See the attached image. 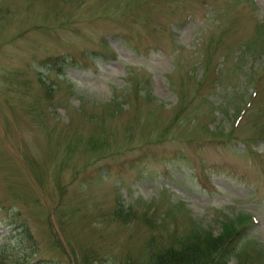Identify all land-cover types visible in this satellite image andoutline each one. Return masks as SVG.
I'll use <instances>...</instances> for the list:
<instances>
[{"label": "rangeland", "instance_id": "374dc122", "mask_svg": "<svg viewBox=\"0 0 264 264\" xmlns=\"http://www.w3.org/2000/svg\"><path fill=\"white\" fill-rule=\"evenodd\" d=\"M260 21L264 0H0V264H141L209 233L213 259L167 260L264 264Z\"/></svg>", "mask_w": 264, "mask_h": 264}, {"label": "trees", "instance_id": "16d2710c", "mask_svg": "<svg viewBox=\"0 0 264 264\" xmlns=\"http://www.w3.org/2000/svg\"><path fill=\"white\" fill-rule=\"evenodd\" d=\"M261 23H264V22L260 21V24ZM180 202H182V201H180ZM224 217H225V219H224L225 221H229V222L230 221H234V220L240 221V223H239L240 226L239 225L236 226L234 224L230 225L231 227H233L232 230H234V232H232L231 235H232L233 238L236 237L237 240L238 239L241 240V237H243V235H244L242 227H244V228H247V227L249 228L250 227L251 228V224L249 225L248 222H247L251 217H253V214L250 213V212L239 211L235 215H231V216H226L225 215ZM191 218H192V221H193V228H198V227L201 228V227H203L202 226L203 224L201 222H199L198 219H196L194 217H191ZM230 223H232V222H230ZM204 230H206L209 233V229L204 228ZM232 239H231V241H232ZM175 241H176V239H173L171 242L163 244L164 246H167L169 249L172 250V252H173L172 256L168 255L167 247L161 246L159 251H166L167 254L166 253H161L162 257L158 256V257H155L154 259H153V257H150L149 261L147 260L145 262H141V264H171L172 262L168 261L167 260L168 258H174V257L176 258V257L179 256L178 261H180L182 259V257H183V254H185L186 249L194 250L195 248H197L196 249L197 252H200V254L203 253V255H205V257L210 260V259L214 258L213 257L214 252H215V254H219V249L221 247V243L220 242H222V241L218 240V238L212 237L210 233H209L208 236L206 235V236H202V237H196V238L192 239V241H186V239L185 240H181V239L177 240L179 242V244L183 242V245H184V246L180 245L179 249L177 247L175 248L174 246H172V244H176V243H174ZM227 246L228 245L226 244V247ZM95 256L101 257L102 255H100V253H96ZM191 259H192V257H190L189 260H191ZM186 260L188 261V259H186ZM178 261H176V262H178Z\"/></svg>", "mask_w": 264, "mask_h": 264}]
</instances>
